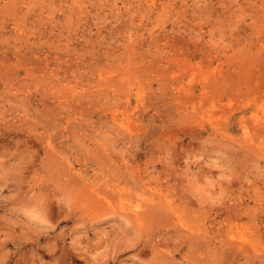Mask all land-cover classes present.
Masks as SVG:
<instances>
[{
    "label": "rangeland",
    "instance_id": "obj_1",
    "mask_svg": "<svg viewBox=\"0 0 264 264\" xmlns=\"http://www.w3.org/2000/svg\"><path fill=\"white\" fill-rule=\"evenodd\" d=\"M0 264H264V0H0Z\"/></svg>",
    "mask_w": 264,
    "mask_h": 264
},
{
    "label": "bare ground",
    "instance_id": "obj_2",
    "mask_svg": "<svg viewBox=\"0 0 264 264\" xmlns=\"http://www.w3.org/2000/svg\"><path fill=\"white\" fill-rule=\"evenodd\" d=\"M162 208V207H161Z\"/></svg>",
    "mask_w": 264,
    "mask_h": 264
}]
</instances>
